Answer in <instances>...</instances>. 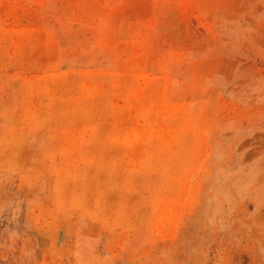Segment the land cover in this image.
Here are the masks:
<instances>
[{"label": "rangeland", "instance_id": "obj_1", "mask_svg": "<svg viewBox=\"0 0 264 264\" xmlns=\"http://www.w3.org/2000/svg\"><path fill=\"white\" fill-rule=\"evenodd\" d=\"M0 264H264V0H0Z\"/></svg>", "mask_w": 264, "mask_h": 264}]
</instances>
